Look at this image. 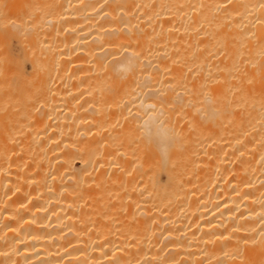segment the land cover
Segmentation results:
<instances>
[{
  "label": "bare ground",
  "instance_id": "1",
  "mask_svg": "<svg viewBox=\"0 0 264 264\" xmlns=\"http://www.w3.org/2000/svg\"><path fill=\"white\" fill-rule=\"evenodd\" d=\"M0 264H264V0H0Z\"/></svg>",
  "mask_w": 264,
  "mask_h": 264
},
{
  "label": "rangeland",
  "instance_id": "2",
  "mask_svg": "<svg viewBox=\"0 0 264 264\" xmlns=\"http://www.w3.org/2000/svg\"><path fill=\"white\" fill-rule=\"evenodd\" d=\"M77 166H79V164L77 163Z\"/></svg>",
  "mask_w": 264,
  "mask_h": 264
}]
</instances>
